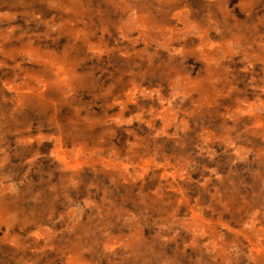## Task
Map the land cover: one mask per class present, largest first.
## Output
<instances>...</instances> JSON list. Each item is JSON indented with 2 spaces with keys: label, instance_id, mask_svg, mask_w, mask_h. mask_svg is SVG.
<instances>
[{
  "label": "rangeland",
  "instance_id": "obj_1",
  "mask_svg": "<svg viewBox=\"0 0 264 264\" xmlns=\"http://www.w3.org/2000/svg\"><path fill=\"white\" fill-rule=\"evenodd\" d=\"M0 264H264V0H0Z\"/></svg>",
  "mask_w": 264,
  "mask_h": 264
}]
</instances>
